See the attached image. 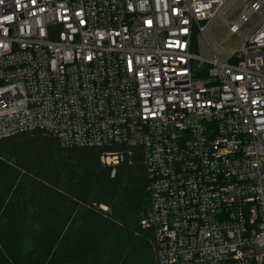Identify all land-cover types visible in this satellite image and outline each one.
Masks as SVG:
<instances>
[{
    "label": "built area",
    "instance_id": "1",
    "mask_svg": "<svg viewBox=\"0 0 264 264\" xmlns=\"http://www.w3.org/2000/svg\"><path fill=\"white\" fill-rule=\"evenodd\" d=\"M230 6L0 0V140L45 131L109 166L138 150L156 264H264V0L228 58L193 51Z\"/></svg>",
    "mask_w": 264,
    "mask_h": 264
},
{
    "label": "trees",
    "instance_id": "2",
    "mask_svg": "<svg viewBox=\"0 0 264 264\" xmlns=\"http://www.w3.org/2000/svg\"><path fill=\"white\" fill-rule=\"evenodd\" d=\"M132 152L109 166L102 149L63 147L45 131L0 140V264H156Z\"/></svg>",
    "mask_w": 264,
    "mask_h": 264
},
{
    "label": "rangeland",
    "instance_id": "3",
    "mask_svg": "<svg viewBox=\"0 0 264 264\" xmlns=\"http://www.w3.org/2000/svg\"><path fill=\"white\" fill-rule=\"evenodd\" d=\"M230 0V8L225 15V21L219 15L212 22L206 31V37L202 34L196 37L195 53L206 60L213 59V52L217 57L226 59L230 56L231 50H237L244 44V37L239 35H230L229 25L235 24L240 17L247 11L248 7L259 0ZM264 9V6H263ZM259 15L254 14L249 21L241 26L240 33L245 34L257 21ZM201 62L198 61L197 64ZM206 66V62H203Z\"/></svg>",
    "mask_w": 264,
    "mask_h": 264
}]
</instances>
